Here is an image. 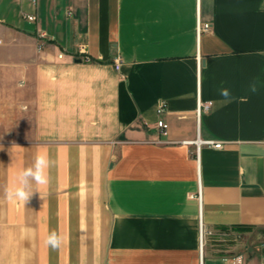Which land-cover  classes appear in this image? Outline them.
Wrapping results in <instances>:
<instances>
[{
    "label": "crops",
    "instance_id": "0c3cea01",
    "mask_svg": "<svg viewBox=\"0 0 264 264\" xmlns=\"http://www.w3.org/2000/svg\"><path fill=\"white\" fill-rule=\"evenodd\" d=\"M38 152L49 184L9 200ZM253 233L264 0H0V264H264Z\"/></svg>",
    "mask_w": 264,
    "mask_h": 264
},
{
    "label": "clouds",
    "instance_id": "9594fccd",
    "mask_svg": "<svg viewBox=\"0 0 264 264\" xmlns=\"http://www.w3.org/2000/svg\"><path fill=\"white\" fill-rule=\"evenodd\" d=\"M250 91H257V84L253 81L250 86ZM220 95L224 97L225 103H230L232 100L229 89L222 88ZM241 103L247 102V97L240 98ZM16 147L22 148L18 145ZM49 158L47 152H38L35 156L34 163L31 166L21 168L15 175L12 186L5 190V194L9 200H17L19 202L27 203L31 197L38 193L33 186L37 188L40 186H47L49 184ZM45 244L52 249H59L63 244V237L57 232L53 231L46 237Z\"/></svg>",
    "mask_w": 264,
    "mask_h": 264
},
{
    "label": "built area",
    "instance_id": "2783aa9c",
    "mask_svg": "<svg viewBox=\"0 0 264 264\" xmlns=\"http://www.w3.org/2000/svg\"><path fill=\"white\" fill-rule=\"evenodd\" d=\"M34 1H36V0H34ZM25 17L28 18L29 20H32V21L36 20V15H34V14H25ZM202 28L208 29L209 25L205 24L204 26H201V24H199L198 25V33H200ZM41 35L42 36H46V34L44 32H42ZM81 49H82L83 53H86V51L84 49V46H82ZM60 56H62V55H60ZM85 56H86L87 60L90 59L89 56H87V55H85ZM120 66H121V61L116 60V63H115L116 69L119 70ZM210 108H211L210 102H201L200 101L199 102V107H198V112L200 113L201 110L208 111V110H210ZM158 125L162 128L163 132L166 133V129L168 127L167 123L164 120L160 119L158 121ZM203 143L212 145V146H214L216 148H221L223 146V142L222 141L206 140ZM200 242H201V247H203V234H201ZM231 264H244L243 256L242 255H237L236 257L233 258Z\"/></svg>",
    "mask_w": 264,
    "mask_h": 264
},
{
    "label": "rangeland",
    "instance_id": "374dc122",
    "mask_svg": "<svg viewBox=\"0 0 264 264\" xmlns=\"http://www.w3.org/2000/svg\"><path fill=\"white\" fill-rule=\"evenodd\" d=\"M254 242H257V244H261L262 242V240L264 241V236H261V237H257V235H256V233H253V235H252V238H251ZM242 241V240H241ZM240 252H242V249L239 247L238 248V250H236V254L237 253H240Z\"/></svg>",
    "mask_w": 264,
    "mask_h": 264
}]
</instances>
